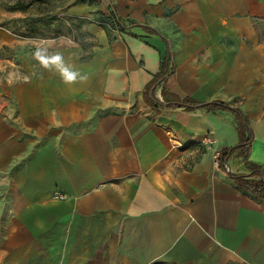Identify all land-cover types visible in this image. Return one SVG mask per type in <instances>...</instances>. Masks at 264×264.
Returning a JSON list of instances; mask_svg holds the SVG:
<instances>
[{
	"label": "crops",
	"instance_id": "crops-1",
	"mask_svg": "<svg viewBox=\"0 0 264 264\" xmlns=\"http://www.w3.org/2000/svg\"><path fill=\"white\" fill-rule=\"evenodd\" d=\"M113 4L68 9L86 56H11L0 27V264H264V195L219 162L234 114L184 108L241 111L264 164V0Z\"/></svg>",
	"mask_w": 264,
	"mask_h": 264
},
{
	"label": "rangeland",
	"instance_id": "rangeland-1",
	"mask_svg": "<svg viewBox=\"0 0 264 264\" xmlns=\"http://www.w3.org/2000/svg\"><path fill=\"white\" fill-rule=\"evenodd\" d=\"M105 0H0V27L10 34L9 54L43 55L65 46H73L86 56L94 40L87 31L86 17L68 15V9L80 2ZM13 67L12 64H10ZM1 71V68H0Z\"/></svg>",
	"mask_w": 264,
	"mask_h": 264
},
{
	"label": "trees",
	"instance_id": "trees-1",
	"mask_svg": "<svg viewBox=\"0 0 264 264\" xmlns=\"http://www.w3.org/2000/svg\"><path fill=\"white\" fill-rule=\"evenodd\" d=\"M108 3V6L111 9V13L114 19L119 22L117 17L115 7L113 4V0H105ZM86 3V2H80ZM89 4H93L92 2H87ZM95 4H98L99 1H95ZM166 65V61L164 63ZM169 74L165 68L161 71L158 75V79H163L166 75ZM184 108L186 109H208V110H228L232 112L235 116L236 120V129L239 135V143L234 147H226L220 151L219 162L220 165L226 168L227 161L229 157L235 152L238 151V154L243 157L245 161V166L249 169V174H233L231 177L235 179L242 190L250 191L256 198L263 197L264 195V164L257 165L253 163H249L247 161V154L250 149L251 141H252V129L250 127L248 118L238 109L229 107L226 103L222 101H213V102H206L200 103L195 101H186ZM250 177H256L257 179H247Z\"/></svg>",
	"mask_w": 264,
	"mask_h": 264
},
{
	"label": "clouds",
	"instance_id": "clouds-1",
	"mask_svg": "<svg viewBox=\"0 0 264 264\" xmlns=\"http://www.w3.org/2000/svg\"><path fill=\"white\" fill-rule=\"evenodd\" d=\"M81 79H83V77Z\"/></svg>",
	"mask_w": 264,
	"mask_h": 264
}]
</instances>
